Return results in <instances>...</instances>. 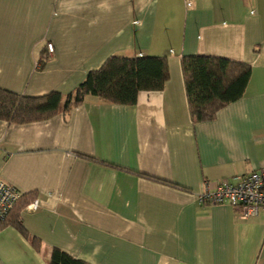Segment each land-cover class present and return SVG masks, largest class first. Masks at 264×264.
Listing matches in <instances>:
<instances>
[{
	"label": "crops",
	"instance_id": "crops-1",
	"mask_svg": "<svg viewBox=\"0 0 264 264\" xmlns=\"http://www.w3.org/2000/svg\"><path fill=\"white\" fill-rule=\"evenodd\" d=\"M112 56L165 57L164 89L0 121V180L38 201L20 212L26 235L0 230V264H48L53 249L87 264H264V211L196 200L264 165V0H0V89L67 95ZM190 56L251 69L213 120H191Z\"/></svg>",
	"mask_w": 264,
	"mask_h": 264
},
{
	"label": "trees",
	"instance_id": "trees-1",
	"mask_svg": "<svg viewBox=\"0 0 264 264\" xmlns=\"http://www.w3.org/2000/svg\"><path fill=\"white\" fill-rule=\"evenodd\" d=\"M180 66L189 113L194 123L213 120L221 108L238 100L251 73L248 65L216 57H183ZM168 79L165 57L112 56L99 69L88 72L85 79L67 95L51 92L40 97H25L0 89V121L16 125L44 121L57 114H67L73 107L82 104L87 96L115 105L131 106L136 103L139 92L162 91ZM34 200L33 194L20 193L14 207L0 221V230L11 225L26 235L19 216L21 210ZM30 240L37 248V240ZM48 264L87 263L53 249Z\"/></svg>",
	"mask_w": 264,
	"mask_h": 264
},
{
	"label": "built area",
	"instance_id": "built-area-1",
	"mask_svg": "<svg viewBox=\"0 0 264 264\" xmlns=\"http://www.w3.org/2000/svg\"><path fill=\"white\" fill-rule=\"evenodd\" d=\"M48 55L53 53L52 44L46 45ZM20 193L0 180V221H3L18 201ZM199 205H229L236 209L240 219L255 217L264 211V165L238 178L235 183L221 181L214 189L204 185L197 194ZM28 209L36 211L38 201L34 200Z\"/></svg>",
	"mask_w": 264,
	"mask_h": 264
}]
</instances>
